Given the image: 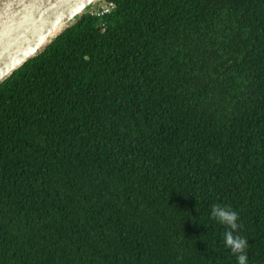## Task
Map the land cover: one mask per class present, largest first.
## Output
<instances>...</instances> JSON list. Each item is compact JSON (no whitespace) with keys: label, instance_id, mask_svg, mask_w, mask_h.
<instances>
[{"label":"trees","instance_id":"trees-1","mask_svg":"<svg viewBox=\"0 0 264 264\" xmlns=\"http://www.w3.org/2000/svg\"><path fill=\"white\" fill-rule=\"evenodd\" d=\"M111 1L0 83V264H264V0Z\"/></svg>","mask_w":264,"mask_h":264},{"label":"water","instance_id":"water-1","mask_svg":"<svg viewBox=\"0 0 264 264\" xmlns=\"http://www.w3.org/2000/svg\"><path fill=\"white\" fill-rule=\"evenodd\" d=\"M101 0H0V83Z\"/></svg>","mask_w":264,"mask_h":264},{"label":"clouds","instance_id":"clouds-1","mask_svg":"<svg viewBox=\"0 0 264 264\" xmlns=\"http://www.w3.org/2000/svg\"><path fill=\"white\" fill-rule=\"evenodd\" d=\"M211 216L220 223L228 226L230 230L224 233L225 246L230 248L233 254H237L238 264H247L246 248L248 241L246 238L234 234L240 227L238 224L239 214L227 206L213 205Z\"/></svg>","mask_w":264,"mask_h":264},{"label":"built area","instance_id":"built-area-1","mask_svg":"<svg viewBox=\"0 0 264 264\" xmlns=\"http://www.w3.org/2000/svg\"><path fill=\"white\" fill-rule=\"evenodd\" d=\"M115 7V3L111 0H101L95 9L90 12L95 17H102L103 15L111 12ZM103 25V23H102Z\"/></svg>","mask_w":264,"mask_h":264}]
</instances>
